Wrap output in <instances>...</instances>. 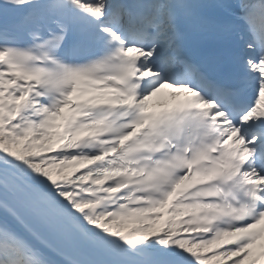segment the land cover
Here are the masks:
<instances>
[{
	"label": "snow or ice",
	"instance_id": "snow-or-ice-1",
	"mask_svg": "<svg viewBox=\"0 0 264 264\" xmlns=\"http://www.w3.org/2000/svg\"><path fill=\"white\" fill-rule=\"evenodd\" d=\"M0 264H264V0H0Z\"/></svg>",
	"mask_w": 264,
	"mask_h": 264
},
{
	"label": "bare ground",
	"instance_id": "bare-ground-1",
	"mask_svg": "<svg viewBox=\"0 0 264 264\" xmlns=\"http://www.w3.org/2000/svg\"><path fill=\"white\" fill-rule=\"evenodd\" d=\"M169 96L170 95L168 94L167 90H165L157 98H154V100L165 102L169 98Z\"/></svg>",
	"mask_w": 264,
	"mask_h": 264
}]
</instances>
